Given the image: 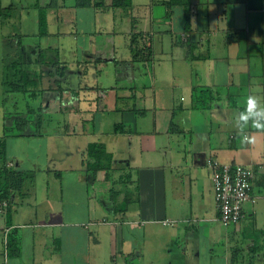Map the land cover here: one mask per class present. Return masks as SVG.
Here are the masks:
<instances>
[{
	"label": "crops",
	"instance_id": "0c3cea01",
	"mask_svg": "<svg viewBox=\"0 0 264 264\" xmlns=\"http://www.w3.org/2000/svg\"><path fill=\"white\" fill-rule=\"evenodd\" d=\"M9 1L15 2L17 8L25 7L17 0L4 3L0 0V5L5 6ZM111 1L104 0L105 5ZM167 1L172 5L168 7ZM65 4L61 7L83 11V16L84 11H91L87 12L91 18L87 33L90 32L91 38L87 44L79 45L75 35L78 31L57 29L54 33L55 29H48V35L40 38V45L60 50V66L68 68L63 82L68 88L78 89L74 100L77 111L81 110L80 90L85 93L92 88L96 89L97 117L105 110L119 111L123 131L112 128L105 135L97 132L99 138L94 141L103 142L113 154V170H137V194L133 196L138 204L135 206L138 216H132L136 214L133 207L113 216L105 212L88 214L87 206L81 209L77 202L67 205V199L74 196H64L61 187L60 196L47 193L39 200L27 196L22 202L15 198L10 206L15 209L12 218L0 213V264H4L3 252L8 264H131L128 254L136 248L143 264H264V132L249 129L255 143L242 144L234 126L235 117L249 94L264 102V0H131L135 10L129 15L128 23L135 17L144 32L158 36L154 37L153 61L141 65V86L145 89L141 108L137 107L135 97H129L130 105L126 106L125 100L119 105L117 95L118 90L126 88L135 95L137 88L131 86L135 82L132 71L119 68L131 59V54L123 61L118 59L123 53L118 54L119 35L125 41L124 49L129 48L130 26L121 30L115 27L117 16L124 13L106 15L111 17L104 24L113 27H108L109 36L104 41L109 43L110 54L104 57L99 56L102 33L100 26L96 29L97 11L92 6ZM141 8L143 21L138 11ZM154 8L158 10L155 14ZM21 15L25 20L30 14ZM78 15L82 21L83 16ZM33 16L29 17L31 26L35 23ZM22 26L24 32L29 25L25 27L23 21ZM31 29L28 32L33 34L36 30L33 26ZM183 33L188 35L187 40ZM227 35L234 37L230 39ZM52 40L72 43L68 50H63ZM79 51L81 55L77 56ZM69 52L76 56L68 59ZM165 60L167 63L163 64ZM100 63L106 65L107 74L99 76L96 82L103 89L88 81L100 71ZM117 72L118 77L114 76ZM205 88L209 95L202 94L204 98L199 103L208 106L194 108L195 97ZM63 95L57 101L51 99V104H59L61 113L68 112L61 106L66 102ZM139 113L142 119L138 125L133 114ZM83 120L87 121L81 117L80 121ZM171 124H174L172 130ZM64 132L79 135L76 129L74 134L69 129ZM135 137L138 140L132 144L130 141ZM116 145L133 147L140 152L139 159L134 158L130 163L127 157L119 156L123 151H114ZM210 156L224 163H240L253 171L251 194L255 200L243 204V218L236 225L223 224L217 218L211 172L205 163ZM84 159L82 153L77 165L63 169L73 176L69 191L81 194L75 196L76 200L90 195L84 175L78 177L71 172L72 168L84 169ZM115 173L118 177L126 175ZM96 176L103 180L102 171ZM124 197L122 193L119 196L122 201ZM115 211V208L110 210ZM164 219L175 223L163 224ZM88 223L93 224V230ZM101 233L105 234L103 242ZM5 237L8 241L14 239L15 245L5 243ZM158 250L166 257L162 263L153 253Z\"/></svg>",
	"mask_w": 264,
	"mask_h": 264
},
{
	"label": "rangeland",
	"instance_id": "374dc122",
	"mask_svg": "<svg viewBox=\"0 0 264 264\" xmlns=\"http://www.w3.org/2000/svg\"><path fill=\"white\" fill-rule=\"evenodd\" d=\"M17 1L22 3L20 5L27 6V7L33 6V2H34V0H17ZM66 1L67 2H65L66 3L65 6H69L74 3L73 0H71V2H69L70 0H66ZM4 2H6V0H3V3ZM59 3H64V2L63 0H59ZM133 10L135 9L132 7H130L127 10H123L121 8L113 9L111 6H105L104 11L96 12L97 15L99 16V23L98 24L96 23L97 24L96 29H98V27L100 26V29H101L100 32L102 33L101 37L99 38V42H100L99 47L101 48L99 56L106 57V56H109L108 54H110V51H109L110 48H108L109 43L105 44L104 41L107 42L106 40L108 39V36H109V34H107L109 33L108 27H113V25L104 24V23H107L109 21V18L111 17L109 16L108 18H106V15L107 14L109 15L118 14L119 12H123L124 15L117 16L115 27L120 30L127 29V26H130V23H128L129 15L131 14ZM153 10H154L153 12L154 14L158 12L156 8H154ZM17 11H19V9L16 7V9L13 12L16 13ZM47 11H48V19H49L48 27L51 31L55 29L54 33H56L57 29H61V31L74 29V31H78V34H75L78 39V44L79 45L87 44L89 37L91 38L89 34L90 32L87 33L89 31V28L91 27L88 22V20L90 21L91 18L88 16L87 12H91V11H87V10L84 11V16H83V11L77 12V9L71 8V7L70 8H62L59 6L55 8L51 7ZM138 11L142 13L141 20L143 21V8L139 9ZM78 14H81V17L83 16L82 21L79 20L80 15ZM15 16L11 17L9 23L11 21H14ZM58 19H60V21H58ZM113 20L115 19L113 18ZM155 21L157 22L158 19ZM28 23H31V22H28ZM30 28H32L31 25H29L27 29H30ZM158 28L159 27L156 26V30H158ZM120 33L121 32H119L118 34ZM163 33H166V32L163 31ZM229 36H230V39H233L234 37L232 35H227V37ZM157 37L158 36H156V38ZM63 38L72 39L66 36H63ZM33 39L34 38H31V37H28L27 39H25V42L23 44H25L24 46H26L27 50L28 48L32 49V47L29 46V44ZM36 42H38V40ZM52 42L58 43L59 46H62L63 50H68L69 44L72 43L71 40L64 41V42L60 40H52ZM127 42H128V39H127ZM124 43L125 41H123V37L119 35L117 37V45L121 46V49L119 50V54L123 52L122 55L118 56V59L120 61H123L127 57V55H130L129 48L126 47V49H124L123 47ZM13 48H14L13 45H11L10 49L7 47L4 48L0 45V72L2 70V64H3L2 57H1L2 53L6 54L7 50L9 52V50H13ZM56 51L58 53L60 50H56ZM46 53L50 54L52 52L46 51ZM79 55H81L80 51L78 52L77 56ZM69 56L71 57H67L68 59H73V57H75L76 55L75 56L71 55V52H69ZM129 60H130L129 63H124V65H122L119 68L128 69L129 73L130 71H132L133 77L135 78V82H133L131 86L132 87L137 86V88L134 90L135 95L132 94L131 92L132 90L130 88L129 89L126 88V90H118L117 95L119 98V105L122 104L124 100H125L126 106L128 103L130 105L132 104V102L129 97H132V98L135 97L137 107L141 108L142 102L140 101V99L143 100V93L145 92V89L143 88V86H141L143 85V68L141 66L142 62H136V61L132 62L131 59ZM166 63L167 61L165 60L163 64H166ZM69 64L71 65L72 63H69ZM70 65L69 67L70 69H72ZM98 65L100 67V71L95 74H92L88 78V81L90 83L95 84L96 86H98L96 82L97 78L99 80V76H104L107 74L105 73L106 71L104 70V66L106 65H103V63H100ZM73 68H75V66H73ZM108 74H110L108 76L110 78L111 73H108ZM117 74L118 72L116 74L114 73V76L118 77ZM150 75L151 73L148 74V76ZM0 79H1V76H0ZM147 81H148V77H147ZM98 87L100 89L104 88L103 86H98ZM72 89L73 90H70V91H66V90L62 91L64 93L63 97H66V102L62 103L61 105L62 107H66V106L69 107L70 105H72V103L76 99L75 94H77L76 91H78V89H75V88H72ZM92 89H93L92 91L87 89V91L88 90L89 91L85 93L83 92V90H80L79 108L81 110L78 112H75V111L69 112L67 113L68 115L66 116L64 112L61 113L59 111L60 107L58 103L52 102L51 104V99L52 100L55 99V95L53 93H50V92H47L45 94L43 93L42 98L40 97L39 94L38 96L36 94L34 95V97L36 98L35 99V98L29 97V95L25 92L5 94L2 92V88L0 86V135H2L3 132L5 131L3 124L6 123L8 125L11 124V126H13L15 119H16V115L20 112H25V110H27L29 106L33 107V109L37 111L36 113L34 111H32L30 114L26 113L32 116V118L33 117L36 118L38 112L43 115L42 120H41L42 126H40V130H39L41 132V135L27 136V137L19 136L17 138L16 137L11 138V139H8L7 144H6L7 145L6 147L7 158L13 160V162H17L18 168H27L29 169L28 173L29 174L31 173V176H27L25 180V184L23 186L24 187L23 189L26 191V195H23L24 199H26L27 196L29 198H31L30 196H36V199L39 200L41 199V196H45L47 193H50L51 196H60L59 188L61 187L62 193L64 194V196H74V197H70L67 199V205L68 204L73 205L74 202L75 203L77 202L78 206L81 209L87 206L88 214L105 212L106 215L108 214L110 216H113L116 213L117 214L121 213L120 211H117V212L115 211V213L110 212V210H113L114 208H116L117 210V208H119L120 204L122 203L121 198H119L120 195L116 196V194H113L110 191L112 184H114L113 187L115 188L119 187L118 186L119 182L118 183L115 182V176L118 177L119 175L118 173H115L117 170L112 173V179L110 181H104L102 179L97 178V176L95 179L92 178L90 171L87 172V175H85L86 172H85V169L83 168L81 169L72 168L71 172L74 173L76 176L82 177L84 175L83 178L84 179L87 178V182H88L87 187L89 190V194L91 195L85 198H78L77 200L75 196L77 197L81 196L80 192L76 191L75 193H73L69 191L71 179L73 176H70L69 173L63 172V175L61 176V178H58L59 176L55 174L56 170H62V169L77 165L82 153H85L88 143L94 142V140H98L96 139V137L99 138L98 134L100 133L104 135L106 133H110L115 123L121 124V120H120L121 115L119 111L110 112L109 110H105L104 112H102L100 117H97V114H96L97 103L94 98L96 95V89L95 88H92ZM57 94H56V101L59 100L58 99L59 97ZM37 99H40V101L38 102ZM36 102L38 103L34 104ZM10 111H13V113L6 114L4 118V123H3V117H4L3 114H5L6 112H10ZM92 116L94 118V121H93ZM133 116L135 120L137 119V124L139 125L142 119L141 117L142 114L140 113L133 114ZM81 117H85L87 121L83 120L84 122H81L80 121ZM98 121H99V125H97ZM101 121H103V123H101ZM128 125L129 124L127 123L126 127H129ZM95 127H98V128L96 129L95 132H93L94 131L93 128ZM68 128L70 130L73 128H76V133H78L79 135L66 134L64 131L68 130ZM82 130H85V132H83ZM97 132L99 133L97 134ZM137 140H138V137H135L130 142L132 144L135 142L136 144ZM123 141H126V139L124 138ZM114 151H117L119 153L123 151L121 154H119V156L127 157L130 163H132V160H134V158L139 159V155H140V152H136V149H134L133 147H129V146L128 148L127 146H123L122 148L121 145H116L114 148ZM81 170H84V171H81ZM118 170H119L118 171L119 173L122 172V173H126L129 175L128 179L131 182H127L126 184L128 186L127 190L130 191V194L128 195V197L131 198V201H129L127 207H130V208L133 207L132 211H134L136 209L135 206L138 205L134 203V200H133V197H134L133 195L137 194V191H136L137 177L135 173L137 170L129 169V168L128 169L122 168ZM77 171H81V173H77ZM110 176L111 174L109 175V177ZM67 205H65V202H64L63 209H65ZM96 215H99V214H96ZM120 216L123 217L122 215H119L118 217ZM132 216H138V211H136V214H133ZM101 217L102 216H99L98 218H101ZM141 221L143 222V219ZM223 224H229V223H223ZM87 225L89 226L90 230H93L92 229L93 224L88 223ZM102 225H104V223H102ZM229 225H233V224H229ZM92 232H95V231H92ZM103 236H105L104 233H101V235L99 236L101 242H103V239H104ZM96 238L98 239V237ZM118 242H119V245L122 244V242L120 241V237H119ZM137 250L138 249L136 248L131 252V254H128V257L132 259V261L129 260L131 264H143V260L139 259ZM153 253H155L154 256L161 263L163 262V260L166 259L165 255L162 254L161 251L159 250L153 251Z\"/></svg>",
	"mask_w": 264,
	"mask_h": 264
},
{
	"label": "trees",
	"instance_id": "16d2710c",
	"mask_svg": "<svg viewBox=\"0 0 264 264\" xmlns=\"http://www.w3.org/2000/svg\"><path fill=\"white\" fill-rule=\"evenodd\" d=\"M58 0H34L33 6H25L23 8H18L19 11L14 13L13 11L16 9L17 4L15 2H10L5 5H0V45L2 47H7L10 49L11 45L14 46L13 50L6 51V54L2 53V70L0 72V86L2 88V92L5 94L8 93H16L22 92L27 93L29 97L35 98L34 95L38 94L42 98V94L50 92L55 95L60 96L63 94L62 91H70L73 90L68 88V85H65L63 82V76L65 75V71H68L66 66L61 67L59 61V55L56 50L51 48H42L40 45V38L48 35V11L51 7H61L63 3L57 2ZM65 3V0H63ZM168 2V7L172 5V2ZM166 2V3H167ZM131 0H112L108 6H111L113 9L121 8L123 10H127L131 7ZM73 6L75 7H94L95 11H104L105 2L104 0H74ZM26 9L22 11V9ZM13 12V13H12ZM23 12H26L29 17L34 15L35 23L32 25L36 31L34 33H29L28 29L24 32L22 22L24 21L25 27L31 25L30 18L26 17L25 20H22ZM190 12L193 13V10L190 9ZM16 15V16H15ZM15 16L14 21H10L11 17ZM8 21V22H7ZM28 28V27H26ZM131 32L129 34V51L131 54V61H141V62H152L154 59V45L155 39L153 32L146 31L144 32L140 25H138L135 17L131 18L130 21ZM30 30H32L30 28ZM186 40H187V34ZM28 37L34 38L29 46L32 49H26L25 39ZM38 40V42H36ZM8 42V43H7ZM46 51H50L52 53L47 54ZM116 55V49L114 51ZM119 54V52H118ZM117 57V56H115ZM201 95L194 100L193 107L194 108H204L208 106V104L199 103L200 99L203 100L202 94L209 95L208 89L200 90ZM76 95V94H75ZM40 98V99H41ZM36 99V98H35ZM40 99H37L38 102ZM38 102L34 103L37 104ZM71 103V102H69ZM14 106V105H13ZM68 109L66 112H78L76 110L77 106L73 102L69 107H65ZM32 111L35 113L36 110L33 107H28L25 112H20L16 115V119L14 125L4 123V118L6 114H12L13 111L6 112L3 114V125L5 131L2 135H0V213L7 215L9 218H12L13 212L15 209L10 207L15 198H19L22 202L23 195H26V191L23 189L25 180L27 176H31L29 174V169L27 168H18L17 164L15 165L13 160L8 159L6 156V147L7 141L11 138L17 137H27V136H37L41 135L40 126L42 123L43 115L39 112L37 113V117H33L28 115ZM28 113V114H26ZM66 119V117H65ZM173 125L171 124L170 130L173 129ZM19 131H17V130ZM69 129V128H68ZM76 128L69 129L73 131L74 134ZM124 125L115 123L113 130L123 131ZM17 131V132H16ZM15 132V133H14ZM85 159L83 160L84 169L87 175V172L90 171L92 178H96V175L99 171H102L104 174L103 180L110 181L112 179V173L115 171L112 168V157L113 154L106 149V146L103 142L94 141L88 143L86 147V151L84 153ZM211 158H215L210 156ZM12 162H11V161ZM240 164V163H239ZM84 171V170H83ZM117 170L116 172H118ZM122 173V172H121ZM120 173V174H121ZM55 174L61 178L63 175L62 170H56ZM111 176L109 177V175ZM126 174V173H125ZM129 175H122L121 177H115V182H119L118 188L112 187L110 188L111 193L120 195L124 194V200L122 201L119 208H115L116 211H125L129 201L131 198L128 197L130 191L127 190V182H131L128 179ZM87 181V178H86ZM137 187V186H136ZM60 189V188H59ZM135 196L133 197L134 200ZM136 200H134L135 202ZM5 202V203H4ZM18 205V203H16ZM121 208V210H120ZM218 216V214H217ZM218 218V217H217ZM165 220V219H164ZM168 222L166 224H174V220L167 219ZM163 221V220H162ZM163 223V222H162ZM4 242L8 243V245L14 246V239L4 238ZM7 255L3 252V262L4 264H8Z\"/></svg>",
	"mask_w": 264,
	"mask_h": 264
},
{
	"label": "built area",
	"instance_id": "2783aa9c",
	"mask_svg": "<svg viewBox=\"0 0 264 264\" xmlns=\"http://www.w3.org/2000/svg\"><path fill=\"white\" fill-rule=\"evenodd\" d=\"M182 36L186 39L184 33ZM205 163L211 172L218 219L223 223L238 224L243 218V204L255 200L251 194L252 169L239 163H224L211 157L206 158ZM162 222L166 224L168 220Z\"/></svg>",
	"mask_w": 264,
	"mask_h": 264
},
{
	"label": "clouds",
	"instance_id": "9594fccd",
	"mask_svg": "<svg viewBox=\"0 0 264 264\" xmlns=\"http://www.w3.org/2000/svg\"><path fill=\"white\" fill-rule=\"evenodd\" d=\"M235 128L242 144L255 143V137L250 136L249 129L264 132V102L255 95L246 97L242 110L235 117Z\"/></svg>",
	"mask_w": 264,
	"mask_h": 264
}]
</instances>
